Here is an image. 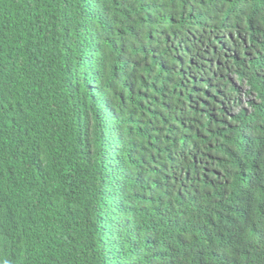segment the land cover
<instances>
[{"label": "trees", "instance_id": "obj_1", "mask_svg": "<svg viewBox=\"0 0 264 264\" xmlns=\"http://www.w3.org/2000/svg\"><path fill=\"white\" fill-rule=\"evenodd\" d=\"M0 264H264V0H0Z\"/></svg>", "mask_w": 264, "mask_h": 264}]
</instances>
